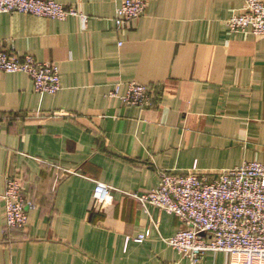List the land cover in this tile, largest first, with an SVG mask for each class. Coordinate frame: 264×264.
Segmentation results:
<instances>
[{
    "label": "crops",
    "instance_id": "obj_1",
    "mask_svg": "<svg viewBox=\"0 0 264 264\" xmlns=\"http://www.w3.org/2000/svg\"><path fill=\"white\" fill-rule=\"evenodd\" d=\"M51 1L86 15L85 30L0 14V41L55 64L60 80L55 95L37 94L25 74L0 73V264H189L164 242L178 219L126 193H148L163 171L264 163V37L229 32L244 0H147L123 34V0ZM129 83L153 87L154 105H124ZM58 111L69 116L48 117ZM7 177L34 209L5 237ZM97 183L112 188L103 207ZM200 264L229 263L207 253Z\"/></svg>",
    "mask_w": 264,
    "mask_h": 264
},
{
    "label": "built area",
    "instance_id": "obj_2",
    "mask_svg": "<svg viewBox=\"0 0 264 264\" xmlns=\"http://www.w3.org/2000/svg\"><path fill=\"white\" fill-rule=\"evenodd\" d=\"M147 0H123L116 9L113 24L123 34L128 26L141 17ZM0 14L31 15L54 21L73 18L84 31L88 17L76 7L51 0H0ZM231 34L250 33L264 37V0H244L243 7L226 22ZM120 45V44H119ZM0 73H23L32 82L37 94L55 95L60 90L58 67L53 63L36 61L29 55H18L5 41H0ZM156 91L149 85L129 83L124 96L119 97L116 86L107 99L119 97L127 106L150 108ZM58 111L49 118L66 117ZM112 188L97 183L93 205L108 203ZM146 211L155 207L159 212L173 215L180 229L164 242L189 264H200L207 253H223L229 264H264V163H243L239 167L218 172L187 173L163 171L157 187L146 194L126 193ZM4 209L3 235L13 230L25 231L28 214L34 203L27 199L20 181L7 177L2 195ZM139 233L134 241L141 243Z\"/></svg>",
    "mask_w": 264,
    "mask_h": 264
}]
</instances>
